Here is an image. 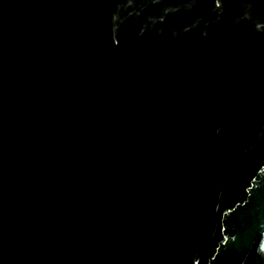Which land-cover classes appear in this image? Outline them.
<instances>
[{"label": "water", "instance_id": "water-1", "mask_svg": "<svg viewBox=\"0 0 264 264\" xmlns=\"http://www.w3.org/2000/svg\"><path fill=\"white\" fill-rule=\"evenodd\" d=\"M0 264H264V0H0Z\"/></svg>", "mask_w": 264, "mask_h": 264}]
</instances>
